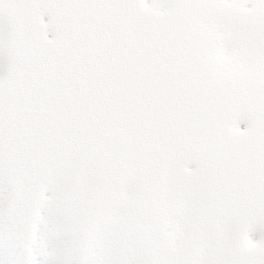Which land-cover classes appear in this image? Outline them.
Returning <instances> with one entry per match:
<instances>
[{
	"label": "snow or ice",
	"instance_id": "snow-or-ice-1",
	"mask_svg": "<svg viewBox=\"0 0 264 264\" xmlns=\"http://www.w3.org/2000/svg\"><path fill=\"white\" fill-rule=\"evenodd\" d=\"M0 264H264V0H0Z\"/></svg>",
	"mask_w": 264,
	"mask_h": 264
}]
</instances>
